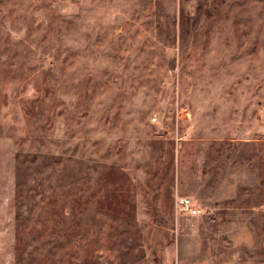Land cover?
I'll return each mask as SVG.
<instances>
[{"label": "rangeland", "instance_id": "obj_1", "mask_svg": "<svg viewBox=\"0 0 264 264\" xmlns=\"http://www.w3.org/2000/svg\"><path fill=\"white\" fill-rule=\"evenodd\" d=\"M0 264H264V0H0Z\"/></svg>", "mask_w": 264, "mask_h": 264}, {"label": "built area", "instance_id": "obj_2", "mask_svg": "<svg viewBox=\"0 0 264 264\" xmlns=\"http://www.w3.org/2000/svg\"><path fill=\"white\" fill-rule=\"evenodd\" d=\"M177 202L180 207H185L192 214H195L199 211L197 208L191 205L190 198L180 197Z\"/></svg>", "mask_w": 264, "mask_h": 264}]
</instances>
